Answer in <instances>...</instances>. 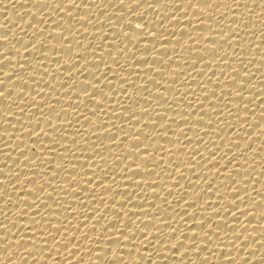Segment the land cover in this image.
<instances>
[{
    "label": "bare ground",
    "instance_id": "obj_1",
    "mask_svg": "<svg viewBox=\"0 0 264 264\" xmlns=\"http://www.w3.org/2000/svg\"><path fill=\"white\" fill-rule=\"evenodd\" d=\"M57 2L59 0L47 3L44 0L39 3L36 0H0V61H3L0 69L11 73L5 77L0 72V81H3L0 91L9 97H0V179L7 180L0 185L4 193L0 195V264H264V217L261 216L264 212V41L260 36L264 31V12L261 11L264 0L255 3L239 0L238 7L234 0H216L215 3L199 0L201 4L213 3V7L207 9L210 15L202 14L192 5H188L187 11H180L174 3L150 0L161 5L158 9L148 8L140 17L133 13L142 11L146 0L135 5L132 0H125L119 6L118 0H83L89 7L68 8L67 11L73 12L71 17L54 7ZM121 12L122 17L118 15ZM81 15H87L92 23L75 19ZM173 16L178 19L169 22ZM41 17L43 19H39ZM197 17L204 24H198ZM123 20L146 25L143 30L132 29L134 34L156 31L158 40L153 43L158 51L148 55L147 61L135 62L152 63L151 68L147 65L133 68V56L142 59V53L156 49L151 45L144 49V45L133 44L128 38L113 46L115 51L116 47L128 43L127 56L121 54L116 63L123 65L120 70L125 72L121 76L134 82L136 87L119 85L112 76L117 71L116 65H111L113 73L108 75L103 64H98L100 72L96 75L102 80L100 87L109 89L103 81L107 77L116 90L113 95L109 93L111 100L105 98L108 105L101 111L90 99L77 96L78 89L88 87L80 82L97 81L93 79L96 69L86 71L96 54L84 52L76 41L81 40L86 47L91 39L93 44L89 47H94L99 41L95 42L93 30L100 29L101 33H108L101 41V47L107 49L106 41L111 43L119 37V29L130 27L122 25ZM67 22L79 30L77 36L64 40L65 44L72 43L71 48L59 44L63 37L57 36L62 29L56 28L61 24L67 28ZM110 22L115 26L110 27ZM163 24L167 28L161 27ZM237 24L240 27L233 31ZM82 25L87 30L81 28ZM225 33H231L228 39L239 38L229 45L219 38ZM38 39H43L44 44H37ZM48 40L51 42L46 47ZM209 43H215L207 45L210 50L205 48ZM43 52H48L47 57L41 55ZM78 53L84 56L78 57ZM106 55L105 51L107 58ZM161 55L167 65L159 60ZM193 59L197 60V65L192 64ZM201 60L205 63H199ZM95 62L99 63V53ZM79 65L81 68L77 72L74 68ZM157 66L163 70L161 73L152 70ZM44 68L48 71H43ZM177 68L183 71L178 72ZM195 68L197 71L193 70ZM232 68L238 72H232ZM18 76L24 77L28 84L17 80ZM31 76L38 82L34 83ZM73 79L78 80L75 85L71 83ZM50 83L56 88L50 89L47 85ZM68 84L69 87L64 88ZM168 84L172 86L168 88ZM202 84H207L208 97L203 96L206 89ZM20 88L24 92L18 94ZM213 88L216 93H211ZM235 92L243 95L236 96ZM157 99L160 104L168 105L158 107ZM50 103L55 104V108L45 107ZM236 103L241 107L235 108ZM120 104L128 106L129 112L123 113ZM243 104L248 107L244 108ZM94 107L97 108L95 116L89 112ZM201 107L205 112H198ZM40 108H44L43 116L53 115L55 129L47 126ZM143 108L149 109L141 116V123L126 117L134 110L139 118ZM114 112L117 116H113ZM55 113L60 115L56 117ZM200 115L204 122H196ZM180 116L189 118L182 120ZM37 119H40L39 124H35ZM209 119L212 124L206 125ZM66 120L71 121V125ZM105 123L112 132L102 129ZM112 124L117 127L112 128ZM165 124L172 126L163 128ZM25 128L32 131L41 128L48 136L42 133L30 138V133L23 131ZM77 129L80 135L75 139L83 151L74 148L61 158L55 150L50 154L48 147L52 145L40 143L57 140L63 132L64 139L60 143L66 145ZM144 133H148L150 139ZM135 135L141 136V140L136 142ZM196 136L201 139L196 140ZM176 143L179 145L173 146ZM140 145V150L129 153L131 147ZM149 145L147 151L152 155L140 156ZM137 156L140 159H136ZM152 157L163 160L162 166L152 169L160 175L146 176L154 182L148 184L140 179L142 174L146 175L142 161L147 158L149 161L145 163L151 165ZM179 163L181 168L177 171L175 165ZM61 164L66 170L60 168ZM124 167L129 171L123 172ZM162 167L165 168L163 172ZM216 167L221 169L220 173H216ZM235 168L240 171H234ZM181 172L183 179H180ZM229 173H233L232 177H227ZM71 175H76L75 179ZM106 175L104 185L112 183V190L99 187L101 178ZM20 180L21 183H17ZM133 180L140 185H131ZM37 183L43 185V189L37 187L31 194L23 190H33ZM76 184L78 187L72 189ZM86 189L88 191L84 192ZM116 191L120 196H115ZM49 193L52 194L50 198L46 197ZM237 196L240 199L233 202ZM8 197L11 200L5 205ZM33 200L38 207L31 204ZM233 203L235 205H231ZM218 206L221 211L216 213ZM33 217L35 222H32ZM53 224H59L56 225L59 228H53ZM204 232H208L211 239L204 237ZM21 236L24 239L20 240ZM54 241L59 243L53 246Z\"/></svg>",
    "mask_w": 264,
    "mask_h": 264
},
{
    "label": "snow or ice",
    "instance_id": "obj_2",
    "mask_svg": "<svg viewBox=\"0 0 264 264\" xmlns=\"http://www.w3.org/2000/svg\"><path fill=\"white\" fill-rule=\"evenodd\" d=\"M39 2H40V0H36V3H39ZM44 2L47 3L48 0H44ZM132 2H133V5H135V4H139L140 3V0H132ZM164 2L165 3H174L175 4V7L179 8L180 11H187L188 10V5H192V8L193 9L199 10L202 14L210 15V13L207 12V9L213 7V3H215L216 0H213V3H209V4H201L199 2V0H196L195 3L193 2V0H164ZM224 2H226V0H224ZM255 2H256V0H253V3H255ZM124 3H125V0H118V5L117 6H119L121 4H124ZM234 3L236 4L237 7L239 6V0H234ZM65 4L70 5V7L65 8L64 7ZM62 5H64V6L62 7ZM160 5H161L160 3H152V2H150V0H146V3L144 5V7H143V10L142 11H137V12L133 13V15H135L137 17H140V16L143 15V12L144 11H147L148 8H156V9H158V6H160ZM181 5H183V7H181ZM73 6H75V7H82L83 6V8L84 7H87V8L89 7V5L88 4H85L83 2V0H80V3L79 4L77 3V0H59V2H57V3L54 4V7L55 8L60 9V11L65 12V14L67 16H70V17L73 16V12L67 11V9L68 8H72ZM129 7H131V5H129ZM261 11L264 12V9H261ZM32 15L35 16V14H32ZM118 15L122 17L123 16V13L121 12ZM165 15H167V13H165ZM39 19H43V18L41 17ZM75 19H77L79 21H84V22H87V23H92V21H89L88 20V16L87 15L77 16V17H75ZM159 19H157V20H159ZM176 19H178V17L173 16V17H171V19H170L169 22H171L172 20H176ZM196 19H197V23L198 24H204V21H200L199 20V17H197ZM29 23H31V21ZM57 23H59V21H57ZM67 25H68L67 28H65L64 25H62V24H61L60 27H57L56 29H62V31L58 35L57 34H55V35L62 36L63 37V39L59 42V44L67 45L68 48H71L70 46H71L72 43L65 44L64 43V40H68L69 39L68 37H71L73 35H76L77 36V33H79V30L78 29H75L74 25L71 24V23H68L67 22ZM122 25H130V27L128 28V30H124L123 28L119 29V31H120L119 37H117L114 40H111V43H109L110 40L109 41H106L105 44H107V49H105V47H103V48L101 47V41H104V37L106 35H108V33H101V30L100 29H94L93 30V33L94 34L92 36L96 37L95 42L96 41H99V43H95V46L94 47H89V45L93 44V41L91 39H88V44H87L86 47L82 44L81 40H77L76 41L77 44L82 45V47L84 48V52L91 51L92 53L96 54L95 57H93V62L90 64L91 67L86 68V71H89L90 68L96 69V72L93 73V79L97 81V83H93V80H89V79H85V82H80L79 81L81 84L87 85L88 87L86 89H84V90L78 89L77 90V96L78 97L84 96V97L90 99L91 101L94 102L95 105L100 106L101 111H104L105 110V106L108 105L106 103V101H105V98H108L109 100H111V98L109 96V93H112V95H113V92L116 91V90H115L114 87L111 86L112 85V80H108L107 77H105V79L103 81H106L105 84H107L109 86V89L108 90H105L103 87H100L102 80L100 79V76L96 75V73L100 72L99 71L100 70V67H97L98 64H103V66L107 69V74L108 75H109V73H113V68H112L111 65L112 64L116 65L117 71L112 76L116 78L115 80H118L119 85H131L133 88L136 87V85L134 84V82H131L130 83V81L128 79H126L123 76H121V73L125 72V71H121L120 70L121 68H123V65L116 63L118 57L121 54H123L124 56H127V52H125V49L127 48L128 51H129L128 43L125 42L122 47H116L115 48V51L112 50L113 49V46L119 44V42L122 41V40H124L125 38H128V40H130L133 44L139 43V46L140 47H141V45H144V47H143L144 49H148L149 48L148 45H151V48L156 49V51H152V52H149L147 54L142 53L141 54L142 57H143L142 59H137L136 56H133L132 57V62L133 63L131 65L133 68H143L145 65H147V66H149V68H151L152 65H153L152 63H144L143 65H140V64H136L135 62L137 60L147 61L148 60V58H147L148 55H151L152 53H157V51H158V49L156 48V44L153 43V40H158V36H157V32L156 31L148 30L147 32L141 31V32H139V34H134L133 31H132V29L143 30V29L146 28V25L144 23H142V22L132 23L131 20H123L122 21ZM109 26L110 27H114L115 26L114 25V22H110L109 23ZM161 27L167 28L165 24L161 25ZM239 27H240V25L237 24L236 27L233 28V31H235ZM81 28L87 30V27H85L83 25L81 26ZM188 28H192V27H188ZM66 29L68 31L65 34V30ZM174 29L175 28H173L172 31H174ZM40 31L43 32V29H40ZM51 34L52 33H49V35H51ZM229 35H231V33H227V35L225 33L224 35L219 36V38H221L222 40H225L227 42V44H229V45L233 44L232 43L233 40H237L239 38L238 36H234V37H232V39H228V36ZM163 36L164 35H160V37H163ZM260 36H261V41H264V31H262L260 33ZM191 38L192 37H189V39H191ZM166 40H168V39H164L163 41H166ZM49 42H51V40H48L47 41V44L45 45L46 47L48 46ZM36 43L37 44H44V40L43 39H38L36 41ZM207 45H215V43H209V44H206L205 45V48L208 49V50H210ZM256 47L259 48L260 45H256ZM33 48H35V45H33ZM52 48H56V46L55 45H52ZM63 48L64 47H61V49H63ZM98 49H99V51H97ZM4 51L7 52V49H4ZM17 51H19V50H17ZM24 51H28V49H24ZM105 51L107 53V55H106L107 58L105 57ZM47 53L48 52H43V53H41V55L47 57ZM97 53H99V63L95 62L96 61V57H97ZM113 53H116V55H113ZM225 55H227V54L225 53L224 56ZM83 56L84 55L78 53V57H83ZM201 56H204V55H201ZM159 57H160L159 60L161 61V63L167 65L166 62H165V60L163 59L164 56L161 55ZM68 59L75 61L72 57H68ZM85 59H86V57L83 58L82 60H85ZM153 59L155 60L157 58H153ZM109 61H111V63H109ZM36 62L37 63H40V61H36ZM223 62L224 61H221L220 60V63H223ZM2 63H3V61H0V64H2ZM60 63H61V61H60ZM60 63H58L57 65H60ZM74 63L75 62H73V64ZM199 63L204 64L205 63V60H201ZM192 64L193 65H197L198 64L197 60L196 59H193ZM20 67H23V65H20ZM245 67H247V65H245ZM31 68H32V66H31ZM80 68H81V66L79 65L78 67H76L74 69H76V71L79 72L80 71ZM177 69H178V72H182L183 71V69H180V68H177ZM152 70L155 71V72H157V73H161L163 71L159 66H157L156 68H154ZM193 70L194 71H197V68H195ZM31 71L32 70H30L28 72H31ZM43 71L47 72L48 70H47V68H44ZM71 71H69V72H71ZM231 71L232 72H238V69L232 68ZM0 72H3V75L5 77L11 75L10 72L4 71L3 69H0ZM199 72H203V71H199ZM244 73H246L247 76L249 75L248 72H244ZM134 74H136V73H133V75ZM127 75H128V77H131V75H129L128 73H127ZM148 77H149V80H152V77L150 75ZM30 78H33L31 80L34 83H37L38 82V81H36V79H35L34 76H31ZM230 78L231 79H235V77H230ZM16 79L17 80H21L24 84H28V81L24 77H19L18 76V77H16ZM173 79H175V77ZM192 79H193V77H192ZM52 81L55 82L56 80L55 81L52 80ZM120 81H123V83H120ZM77 82H78L77 79H73L71 81V83L73 85H75ZM217 82L218 83L220 82L219 81V78H217ZM0 83H3V81H0ZM156 83L159 84V81H156ZM47 85H48V87L50 89H55L56 88L54 83H50V84H47ZM171 86H172L171 84H168V88H170ZM68 87H69V84L66 87H64V88H68ZM144 87H141V88H144ZM201 87H203L204 89H206V91L203 92V96L204 97H208L207 84H202ZM253 87H255V86H253ZM122 89H124V88H122ZM149 91H151V90L149 89ZM158 91H159V89H158ZM20 92H24V89L23 88H20L19 91H17V93L19 94ZM127 92L128 91H125L124 94L127 95ZM185 92H187V91H185ZM211 93H216V89L213 88L211 90ZM235 93H236V96H242L243 95L240 92H235ZM36 95H39V93L37 92ZM222 95H223V91L221 92V96ZM156 96L157 97H162V95H156ZM0 97L5 98V99H9V97H6L5 92H2V91H0ZM69 98L72 99L71 96H69ZM57 99H59V98H57ZM145 99H147V97ZM21 101H23V100H21ZM33 101H35V97H33ZM156 101H157V106L158 107H162L163 108V107H165V105H168L167 103L160 104L159 99H157ZM197 102L199 103V100ZM209 102L211 103V98H209ZM199 104L203 105V103H199ZM46 106L49 109L55 108V104H51V103L45 105V107ZM242 106L244 108H247L248 107L247 104H243ZM119 107H120V109H121V111L123 113H128L129 112V107L128 106H126L124 104H120ZM178 107H179V105H176V108H178ZM239 107H241V105L238 104V103H236L235 108H239ZM148 109L149 108H143L142 111L140 112L139 118H137V113L134 110L131 111V113L128 116H126V117H131L132 120H136L139 123H141V121H142L141 120V116L143 114L148 113ZM189 109H191V108H189ZM212 110L214 111L215 109H212ZM19 111H23V109H19ZM62 111H64V110L62 109ZM43 112H44V108H40L41 117L46 122H48V125L47 126L50 127V128L55 129L56 128V125H53L52 124V117H53V115L43 116ZM89 112L93 113V116H95V115H97V108L94 107V110L93 109H89ZM198 112H205V111H203V107H201V108L198 109ZM189 113H191V112H189ZM112 114H113V116H117L116 115V112H114ZM59 115H60V113H55V116L56 117H58ZM155 115L156 116H161L159 113H156ZM41 117H40V119H41ZM180 117H181L182 120H187L189 118L188 116H180ZM40 119H37L36 122H35V124H39ZM31 121H30V123H31ZM199 121H203L204 122V117L200 115V119L198 121H196V122H199ZM65 122L68 123V125H71V121L66 120ZM101 123H104V122L101 121ZM147 124L148 123H144L143 125H147ZM211 124H212V120L209 119V121H208V123L206 125H211ZM105 125L106 126L103 127L102 129H104L107 133L108 132H112L109 129V127L107 126L108 124L105 123ZM112 125H113L112 128H116L117 127V125H115V124H112ZM196 125L198 127V124L197 123H196ZM170 126H172V125L165 124V125H163V128H167V127H170ZM122 127H123V124H121L120 128H122ZM158 127H159V125H158ZM179 128L181 129V133H182L183 132V126H181ZM96 129H97V132H98L100 130V127L98 126ZM25 130H27V132L30 133V138H32L33 135H36L37 137H39L42 133L45 136H48V132L44 131L41 128L39 130H37V131H32L29 128L23 129V131H25ZM189 130H192V127L191 126H189ZM212 130L215 131L214 128ZM141 131H143V130H141ZM141 131H137V132H141ZM164 133H167V132H164ZM60 134H61L60 135V138H58L57 140H51V139H49L47 142L40 141V143H46V144L52 145V147H48L49 148V151H50V154L53 153L54 150H55V152H57L60 155V157L63 158V154L64 153H71L74 148L76 149V151H83V149H80L78 147L79 141L77 139H75V136H79L80 135L79 129H77L76 132L72 134L73 135V139L70 140V141H68V143L66 145L60 143V141L64 139L63 132L60 133ZM95 134H96V132H93V135H95ZM144 134H145L146 137H148L150 139V135L148 133H144ZM157 134L160 135V133H157ZM123 135L127 136V133H123ZM173 136H175V135H173ZM133 139L136 142L137 141H140L141 140V136L135 135V136H133ZM179 139H180V137L177 136V139L176 140H179ZM185 139L191 140V139L188 138V136H185ZM200 139H201V137L196 136V140H200ZM116 140H110V141L115 142ZM234 143H238V141H234ZM34 144H36V143H34ZM53 145H55V147H53ZM175 145H179V143L173 144V146H175ZM247 146L248 145L245 144L244 147L246 148ZM150 147H151V145H149L147 148H145L144 151L140 153V156H144V157L151 156L152 155L151 152L147 151ZM140 148H141V145L139 147H136V148L131 147V150L129 151V153H132L133 154V152H136V151L140 150ZM34 149H36V148H34ZM93 150L95 151L96 149L93 148ZM21 151H23V150H21ZM165 151H167V150H165ZM232 155H235V153H233ZM140 156H137L136 159H140ZM72 157L74 158V154H73ZM88 157H91V156H88ZM88 157H87V159H88ZM214 157H216V156H212V158H214ZM91 159H92V157H91ZM91 159H88V160H91ZM100 159L105 160V157H100ZM118 159H119V157H118ZM127 159H128V157H127ZM228 159L231 160V157H228ZM26 160H27V158H26ZM162 160H163V158H161V160H156L155 157H152L151 165H150L149 163H145V161H149L147 158H145L142 161V163L144 165V169L146 170V175L145 174H142L140 176V179L141 180H144L148 184H154V182H150V180L147 179L146 176L148 174L160 175V173H154L152 171V169H154L155 167H157V165L162 166V163H161ZM211 160L207 161L204 165L207 166V164L210 163ZM239 162L240 161H237L236 163H239ZM31 163L33 164V160L31 161ZM169 165H171L172 167H174L173 164H169ZM60 168L66 170V166L63 165V164L60 165ZM81 168H84V167H81ZM180 168H181V163L175 165V169L177 171H179ZM126 169L129 171V169L127 167H124L123 168V172H125ZM216 169H217L216 173H220V170L221 169L219 167H216ZM164 170H165V168L162 167V172ZM102 171H104V169H102ZM234 171H237L238 172V171H240V169L235 168ZM133 172H136V171H133ZM85 174L87 175V173H85ZM232 174L233 173H229V175L227 177H232ZM15 175H19V174L16 173ZM107 175H110V174H107ZM107 175L104 178H101V180L99 182V187H101L103 189L107 188L109 190H112V183L110 185H108V186H105L104 185V179H106ZM75 177H76V175H71V178L72 179H75ZM25 178L26 179H32V178H27V177H25ZM183 178H184V174L181 172L180 179H183ZM112 179L114 180V176H112ZM233 179H235V178L233 177ZM21 181L22 180L17 181V183H21ZM88 181H92V179H88ZM189 182L191 183V181H189ZM6 183H7V180L6 179H0V185L6 184ZM178 183L179 182L177 181V184ZM88 184H92V183H88ZM131 185H133V186H139L140 184L136 180H133ZM37 187H40L41 189H43V185H39L37 183V184H34L33 185V190H28V188L23 189V190L26 191L27 193L31 194V193H33L36 190ZM77 187H78V184H76L75 186H73L71 188L72 189H76ZM87 191H88V189H86V191H84V192H87ZM118 192L119 191H116V195L115 196H120L118 194ZM77 193H79V192H77ZM109 193H112V191H110ZM3 194H4L3 193V189H0V195H3ZM112 195H113V193H112ZM248 195H250V193H248ZM25 196H23V197H25ZM23 197H22V199H23ZM46 197H49L50 198V197H52V194L49 193ZM124 197H125V200H127V198H128L127 195H124ZM101 198H103V197H101ZM237 199H240V196H237L235 199H233V202H235V200H237ZM10 200H11V197H8L7 199H5L4 204L7 205V203ZM41 203H45L46 204V208L48 207V205H47V203L45 201H41ZM167 203H168V201H167ZM31 204H33L34 206L38 207V205H36V200H33L31 202ZM231 205H235V203H233ZM220 211H221V209L218 206L217 207V210H216V213H219ZM261 216L264 217V212L261 213ZM32 222H35V218L34 217L32 218ZM56 225H59V224H53L52 227L53 228H59V227H56ZM201 225L204 226V228H205V224L203 222L201 223ZM208 225H210L211 228L213 229L212 222H209ZM229 227H230V225H229ZM213 230L216 231L215 229H213ZM225 234L227 235V233H225ZM48 235H52V234L51 233H48ZM234 235H240V234L239 233H234ZM193 236H196V235H193ZM204 237H208L209 239H211V237L209 236L208 232H204ZM243 238L246 240L247 239V236H244ZM22 239H24L23 236L20 237V240H22ZM20 240H17V243H19ZM177 242H180V241H177ZM177 242H176V244L173 245V248H176ZM56 243H59V241H54L53 246H55ZM141 243H143V241H141ZM191 243H192V241H191ZM187 251H188V249L186 248L185 252H187ZM113 255H115V253H113Z\"/></svg>",
    "mask_w": 264,
    "mask_h": 264
},
{
    "label": "clouds",
    "instance_id": "obj_3",
    "mask_svg": "<svg viewBox=\"0 0 264 264\" xmlns=\"http://www.w3.org/2000/svg\"><path fill=\"white\" fill-rule=\"evenodd\" d=\"M11 253H9V255H10Z\"/></svg>",
    "mask_w": 264,
    "mask_h": 264
}]
</instances>
